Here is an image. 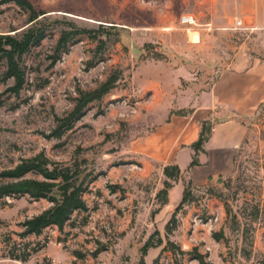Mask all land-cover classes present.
<instances>
[{
    "label": "rangeland",
    "instance_id": "obj_1",
    "mask_svg": "<svg viewBox=\"0 0 264 264\" xmlns=\"http://www.w3.org/2000/svg\"><path fill=\"white\" fill-rule=\"evenodd\" d=\"M29 1L32 22L17 6L0 5V34H44L20 60L25 82L17 93L0 63V171L42 153L77 162L92 181L83 194L88 210L38 236L20 238V224L51 204L6 198L0 264H201L197 256L202 264H264V103L245 118L232 172L200 189L184 181L190 196L177 211L181 199L168 200L177 181L130 151L155 125V81L166 87L173 74L178 99L209 89L241 62L264 60V28L254 23L264 15L236 14L243 0ZM182 16L195 24L182 25ZM187 29L199 34L198 43L188 41ZM65 34L69 41L58 47ZM113 79L55 139L59 121ZM25 254L26 261L12 259Z\"/></svg>",
    "mask_w": 264,
    "mask_h": 264
},
{
    "label": "crops",
    "instance_id": "obj_2",
    "mask_svg": "<svg viewBox=\"0 0 264 264\" xmlns=\"http://www.w3.org/2000/svg\"><path fill=\"white\" fill-rule=\"evenodd\" d=\"M234 12L263 16L264 0H243ZM254 23L264 28V20L256 17ZM170 78L166 87L155 81L153 129L130 144L131 152L162 168L178 167L180 177L169 191V205L171 199L182 198L184 181L191 189H200L232 172L247 133L245 118L264 103V60L241 62L222 71L209 89L197 94L185 92L178 99L175 76ZM203 123L210 125L211 132L202 150L195 152L192 145Z\"/></svg>",
    "mask_w": 264,
    "mask_h": 264
},
{
    "label": "trees",
    "instance_id": "obj_3",
    "mask_svg": "<svg viewBox=\"0 0 264 264\" xmlns=\"http://www.w3.org/2000/svg\"><path fill=\"white\" fill-rule=\"evenodd\" d=\"M13 4L29 13V22L36 19L29 0H0V5ZM44 38L43 31L29 28L20 36L0 34V63L3 62L5 71L3 79L12 80L10 90L17 93L25 82V73L20 65V60L32 47L38 45ZM69 41L67 35H63L58 41V47H64ZM115 80H108L99 89L93 91L87 98L79 102L77 106L59 123L53 130V137L59 139L66 131L70 130L84 115L83 109L87 103L101 99L109 91V86ZM211 132L209 124L203 123L198 140L192 145L195 152L202 150L203 144L208 140ZM192 164H195L193 160ZM164 176L174 182L178 181L180 171L177 166H165ZM92 181L91 174L80 168V164L73 162L69 165L52 162L44 154L39 153L31 158L21 159L12 168L0 171V205L6 198L17 199L28 197L33 201L47 200L51 206L40 214L23 221L20 226L22 231L18 234L20 238L30 235L38 236L45 229L55 227L59 231L71 220L74 213L86 212L88 207L83 194L88 184ZM166 188H169L165 182ZM166 188L160 193L166 194ZM190 196V189L183 190L180 205L176 211L184 205ZM166 199L163 204H166ZM173 224V227L171 225ZM175 227V218L166 225L167 234ZM29 255L23 257L14 256L12 259L26 261ZM200 263V256H197Z\"/></svg>",
    "mask_w": 264,
    "mask_h": 264
},
{
    "label": "bare ground",
    "instance_id": "obj_4",
    "mask_svg": "<svg viewBox=\"0 0 264 264\" xmlns=\"http://www.w3.org/2000/svg\"><path fill=\"white\" fill-rule=\"evenodd\" d=\"M187 39L191 44H196L198 43L200 37L199 34L196 31L193 30H188L187 29Z\"/></svg>",
    "mask_w": 264,
    "mask_h": 264
},
{
    "label": "built area",
    "instance_id": "obj_5",
    "mask_svg": "<svg viewBox=\"0 0 264 264\" xmlns=\"http://www.w3.org/2000/svg\"><path fill=\"white\" fill-rule=\"evenodd\" d=\"M180 23L182 25L192 26L195 24V21H194L193 17H191V16H182L180 19ZM236 25L241 26L242 24H241V22H237Z\"/></svg>",
    "mask_w": 264,
    "mask_h": 264
}]
</instances>
